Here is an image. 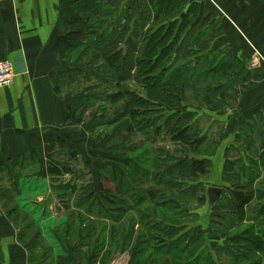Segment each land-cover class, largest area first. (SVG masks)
<instances>
[{
  "label": "crops",
  "instance_id": "crops-1",
  "mask_svg": "<svg viewBox=\"0 0 264 264\" xmlns=\"http://www.w3.org/2000/svg\"><path fill=\"white\" fill-rule=\"evenodd\" d=\"M180 1L0 0V60L9 59L15 73L12 83L0 88V165L15 163L16 169L29 171L20 175L21 180L18 178L21 192L16 198L28 204V195L34 194L33 205L39 210L33 214L28 205L20 209L28 216L35 215L37 226L48 201L47 192L52 198L58 197L49 189L52 178L58 181L70 175L50 174L49 164L61 168L64 160L74 159L77 164V156L81 155L83 178L74 181L70 177L76 185L83 179L89 188L79 199L97 198V193L110 190V197L124 203L123 199L133 194L146 197L157 190V196L164 198L159 204L180 203L190 196L184 191V182L195 191L192 197L197 196L202 204L197 209L183 208L184 214L194 218L184 227H174L178 235L184 229L190 245L194 240L198 245L200 242L199 248L211 254L209 247L221 248L226 232L233 231L226 236L231 240L244 231L264 232V0H183L181 17L189 10L187 15L195 30L190 34L191 46H184L179 56L182 60L199 56V83L180 87L187 98H179L174 108L167 101L148 100L154 115L149 121L138 116L136 122L125 125V116H121L116 120L115 133L109 137L106 115L100 113L103 120L98 122L97 116L88 112L95 102L101 107L114 103L109 102L107 89L101 90L102 79L107 77L94 69L96 63H102L101 58L96 62L91 59V47L81 57L76 54L78 50L69 52L57 47L58 38L68 30L65 21L76 14L85 20L87 31L92 21L103 31L106 25L115 21L118 24L122 18L129 24H139L141 9L150 12L147 25H151L163 15V11L155 13L163 2L172 7ZM91 37L87 35L81 45L88 46ZM93 74L98 77L94 82ZM134 83L140 90L138 96L143 97L144 86ZM115 104L124 105L122 100ZM185 112L191 114L195 133L196 151L189 153L185 150L187 144L178 141H174L173 148L170 133L178 115ZM130 133L135 136L131 142L127 139ZM190 156L198 160L194 168ZM185 158L190 160L181 169L194 173V178L182 180L177 166ZM156 160L160 163L155 166ZM45 183L48 188H43ZM28 184L33 187L28 188ZM212 186L222 190L214 203L207 195ZM241 190L248 195L242 220L226 230L219 216L229 213L227 202L235 200L236 192ZM93 191L97 192L95 196ZM62 200L57 198L55 202L62 205ZM0 205V264H32L22 232L27 226L19 218L10 219L11 213ZM120 205L111 214L122 217L124 206ZM210 234L215 235L214 241Z\"/></svg>",
  "mask_w": 264,
  "mask_h": 264
},
{
  "label": "rangeland",
  "instance_id": "rangeland-1",
  "mask_svg": "<svg viewBox=\"0 0 264 264\" xmlns=\"http://www.w3.org/2000/svg\"><path fill=\"white\" fill-rule=\"evenodd\" d=\"M109 16L112 17L113 13ZM93 22L88 30V34L89 31L92 32L91 39L95 34H103L109 31V25H106L105 29L100 31L101 27L93 24ZM119 22H121V19ZM155 23L157 22L152 24ZM117 25H120V23ZM121 45L125 44L122 43L119 47ZM118 48L117 51H120ZM190 57L193 58V56ZM190 57L185 56L184 59L188 61ZM100 60L103 63L104 60ZM102 63L99 62V64L96 63V66L94 65L97 73H102L103 76L107 77V80L102 79L104 83H102L101 87L103 89L101 90L105 91L107 89L108 93L118 91L120 86L115 84L118 77ZM188 63L187 69L192 66L191 62ZM95 78L98 77L93 74L92 82L95 81ZM126 83L137 89V85L132 80ZM188 101L191 100L188 99ZM96 103L89 107L88 112L92 117L96 115L98 122L103 120V118H99L100 113L106 114L107 120L116 115V112L113 113V104L107 105V109L106 105L101 107ZM115 123L116 121H109L106 124L105 131L108 133V137L111 133H115L117 126V123ZM104 138L103 136L102 139ZM134 138L135 136L131 133L127 135L130 142ZM159 138L161 139V136ZM164 138L170 140L166 135H164ZM138 140L139 137L136 141ZM174 145L173 141V148ZM187 145L185 150L188 153L189 151H196V148L194 149L192 145ZM193 145H195L194 142ZM199 149L201 150V147ZM78 159L80 160L77 164H75V159L70 162L64 160V163L60 164V167L66 168L71 176H62L58 181L52 178L49 189L51 188L52 192L54 190L58 197L54 196L52 198L51 195L48 196L50 191L47 192L45 199L48 201L46 207L40 213L39 226L35 224V215V218L32 215L28 216L26 210L20 209V207L28 205L27 209L33 214L36 210H39L36 205H33L35 203L34 194L28 195L27 200H31L28 201V204H25L24 200L16 198L21 192L20 175L27 174L29 171L27 169H16L15 163L0 165V202L4 205V210L11 213L10 219L12 217L19 218L18 220L22 225L27 226V230L22 232L26 235L32 264H251L258 258L260 264L264 263L262 254H255L256 258L254 260H244L245 257H240L236 250L233 252L230 245L224 240L220 243L221 248H219V245H217V248L209 247L211 254L207 252L208 249L202 250V248H199L202 244L199 242L198 245L195 240L190 247L185 246L184 242L189 235L183 234L184 229L178 235V231L174 227H184L189 219L194 218L184 214L183 208L197 209L202 204H199L196 199L195 191L193 192L188 187L189 185H185L184 182L182 186L187 187L185 192L190 196H187L183 202L168 201L159 204L164 198L163 196H157V190H153L146 197L143 196L144 194L141 196L133 194L129 198H124V203L118 202L121 204L120 206H124L122 217L111 214L110 209H108L109 212L102 210V205L98 206L97 203L93 205L84 202L79 203V196H83L86 193L85 190H89V188H85L83 179L78 185L71 181L70 177L74 181L77 177L83 178L81 155L77 156ZM140 167L142 168L141 164ZM53 182L57 184L53 185ZM173 183V185L176 184ZM43 185V188H48L46 183ZM27 186L28 188L33 187L30 184ZM132 192L134 193L133 190ZM193 194H195L194 197H192ZM24 195L27 196V193H24ZM97 195L100 194L97 193ZM57 198L63 199L62 205L55 202ZM105 204L107 208H112L110 202ZM23 219H25V222H23ZM117 220L119 221L117 222ZM158 220L163 221L164 225L158 224ZM231 232L229 231L227 234ZM177 235H182L183 238L177 239ZM210 237L213 238L212 241L216 239L213 234H210ZM170 240L173 242L172 244H168ZM237 244L243 247L247 243L241 239Z\"/></svg>",
  "mask_w": 264,
  "mask_h": 264
},
{
  "label": "trees",
  "instance_id": "trees-1",
  "mask_svg": "<svg viewBox=\"0 0 264 264\" xmlns=\"http://www.w3.org/2000/svg\"><path fill=\"white\" fill-rule=\"evenodd\" d=\"M182 4L183 0L176 3L175 6L170 7L169 2H163L155 13L159 15L161 14V11L164 13L156 21L157 23L152 25H147L150 12L141 9L137 16L139 24H129L130 22L126 18L121 19V22H119L120 25H117L115 21V25H109V31H106V33L103 34H95L92 39H89V44L86 47L81 45V43L85 41L87 35H92V32L89 31L88 34L86 23L82 16L76 14L70 17L69 20L65 21V26L68 30L65 35H61L58 38L57 47H59L60 50L69 52L78 50L76 54H80V57L88 47H91V59L95 62L98 61L99 58L103 59L104 61L102 64L106 65L108 69L118 77V80L115 81V84L120 86L118 91L108 93L109 95H107L109 102H114L112 103L114 110L113 113L116 112V115L118 114V116L115 115L111 119L109 118V121H116L121 116H125V125L132 121L136 122L134 118H137L138 116H141V119L145 118L143 121H149L151 118H154V115H151L153 111L149 109L150 103L148 100L160 102L167 101L171 104V108H174L179 98H187L184 92L181 91L180 87L189 83H199V56L189 59L186 62L185 60L180 61L181 58L179 52L184 46H191V35L195 30L194 23L189 20L187 15L189 10L183 17H181L183 12L179 7H181ZM133 15L134 12L130 17L132 18ZM180 17L182 18V22ZM186 17L187 20H185ZM122 43L126 46L125 54H123L122 50L117 51V48ZM100 48L101 50L98 51ZM188 62H191L192 66L187 69V66L189 65ZM170 69L173 70L165 78L164 76L166 75V72ZM130 80L144 86L143 93L145 95L143 97L138 96L140 90L138 91V89H134L126 83ZM116 100H118V102L122 100L124 105H116ZM138 100H140V103H138ZM141 100L145 105H142L143 103ZM178 116V121L173 123L172 128H170V133L172 134L171 137L173 141L193 146V142L195 143V133L190 124L192 121V117H190L191 114L185 112ZM190 159L192 160V167L194 168V164L198 163V160H195L192 156H190ZM190 159H183L182 164L177 166L182 180L194 177V173H187L185 170L181 169ZM159 163L160 161L156 160L154 165H159ZM60 169L63 168H58L55 165L49 164L50 174L61 175L63 172H68L66 168L63 170ZM85 188L88 187L85 186ZM129 188L130 187H127V189ZM174 188L177 187H173V189ZM106 191L103 199L98 198L100 196L97 195V198L93 197V199L87 197L78 199L79 203L84 202L90 205L97 203L98 206L104 205L107 208L105 203L110 202L112 208L108 209L113 211L114 207L120 203L114 200L113 197H110V190ZM95 193L96 192L93 191V193H91L92 196H95ZM243 193L244 191L242 190L237 191L235 200L231 199V201L227 202L229 213H224L219 216V223L223 225L226 230L234 225L235 222H239L238 220H242L243 207L248 202V195H243ZM157 223L164 225L163 221L160 220H158ZM179 228H181V226H179ZM227 233L228 232L222 235L223 238H226L225 242H228L227 240H229V245L232 251H238L240 257H245L244 260H254L256 258L255 254H262L264 258V232L254 234L248 231L246 234L244 231L243 233L236 235L233 240L226 237L229 235ZM241 239H243L248 245L245 244L243 247L239 246L237 242L241 241ZM187 240H189V238L186 239L185 242ZM185 246L190 247V240ZM30 259L29 255V260ZM251 264H260L259 258Z\"/></svg>",
  "mask_w": 264,
  "mask_h": 264
},
{
  "label": "built area",
  "instance_id": "built-area-1",
  "mask_svg": "<svg viewBox=\"0 0 264 264\" xmlns=\"http://www.w3.org/2000/svg\"><path fill=\"white\" fill-rule=\"evenodd\" d=\"M14 75L12 62L9 59L0 60V88L10 85Z\"/></svg>",
  "mask_w": 264,
  "mask_h": 264
},
{
  "label": "water",
  "instance_id": "water-1",
  "mask_svg": "<svg viewBox=\"0 0 264 264\" xmlns=\"http://www.w3.org/2000/svg\"><path fill=\"white\" fill-rule=\"evenodd\" d=\"M123 50V54L126 53V46L125 45H121L118 50ZM221 188L217 187V186H212V187H208L207 189V195H208V199L210 201V203H214L221 195Z\"/></svg>",
  "mask_w": 264,
  "mask_h": 264
},
{
  "label": "flooded vegetation",
  "instance_id": "flooded-vegetation-1",
  "mask_svg": "<svg viewBox=\"0 0 264 264\" xmlns=\"http://www.w3.org/2000/svg\"><path fill=\"white\" fill-rule=\"evenodd\" d=\"M189 240H187L185 243L188 244ZM172 241H168V244H172Z\"/></svg>",
  "mask_w": 264,
  "mask_h": 264
}]
</instances>
